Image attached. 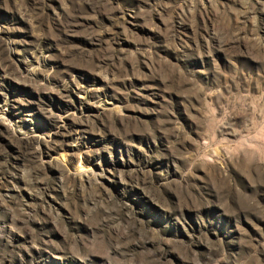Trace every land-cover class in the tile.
<instances>
[{
    "label": "rangeland",
    "instance_id": "1",
    "mask_svg": "<svg viewBox=\"0 0 264 264\" xmlns=\"http://www.w3.org/2000/svg\"><path fill=\"white\" fill-rule=\"evenodd\" d=\"M0 264H264V0H0Z\"/></svg>",
    "mask_w": 264,
    "mask_h": 264
}]
</instances>
